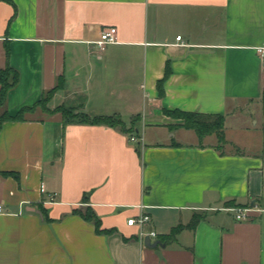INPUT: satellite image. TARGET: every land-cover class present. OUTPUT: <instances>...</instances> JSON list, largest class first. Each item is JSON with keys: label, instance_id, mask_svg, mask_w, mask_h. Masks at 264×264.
I'll list each match as a JSON object with an SVG mask.
<instances>
[{"label": "crops", "instance_id": "0c3cea01", "mask_svg": "<svg viewBox=\"0 0 264 264\" xmlns=\"http://www.w3.org/2000/svg\"><path fill=\"white\" fill-rule=\"evenodd\" d=\"M263 46L264 0H0V68L19 74L11 115L54 90L52 110L139 118L137 143L59 112L3 125L0 264H264V116L237 117L264 109ZM177 109L225 115L226 146L178 127L165 113ZM87 208L116 231L74 213ZM141 214L144 237L127 225Z\"/></svg>", "mask_w": 264, "mask_h": 264}, {"label": "trees", "instance_id": "16d2710c", "mask_svg": "<svg viewBox=\"0 0 264 264\" xmlns=\"http://www.w3.org/2000/svg\"><path fill=\"white\" fill-rule=\"evenodd\" d=\"M171 70L169 65L166 68L164 78L159 81L158 89L160 92V96L164 95V82L170 76ZM19 82V74L11 67H7L5 69L0 68V132L2 130L3 125L6 122H21L26 120V114L32 113L36 111L37 108L41 107L43 110L47 103L50 102L51 97L54 93L50 91L48 94L44 95L43 98L37 102L32 107H24L22 108L18 114L11 115L6 108L7 95L9 91L14 88ZM62 87V84H59L57 88ZM262 105L264 107V90L262 92ZM59 112L62 114L63 122L65 125L67 124H88V125H106L115 129L120 130L121 132L128 134L129 136H133L136 130V123L139 118L136 117L133 120L131 127H128L123 119L119 115L114 116H90L89 114L81 111L80 107H67L60 106L54 113ZM50 113V112H49ZM165 113L176 119L181 121L178 127L185 128L187 130L194 131L199 137L200 141H203L208 136H216L218 145L217 148L222 150L226 144V133H225V124H226V116L218 115V114H203L198 112H187L182 110H173V111H165ZM86 198V197H85ZM74 213L81 216L84 220L91 222L94 224L96 232L98 234H112L116 231V229H103L102 221L94 212L93 209L87 208L85 210L75 209ZM202 220V216L196 215L193 217V220L188 225L189 228L194 229L198 223ZM183 228L179 226L171 232L170 235L163 237V241L168 243L173 241L176 237L178 231Z\"/></svg>", "mask_w": 264, "mask_h": 264}, {"label": "built area", "instance_id": "2783aa9c", "mask_svg": "<svg viewBox=\"0 0 264 264\" xmlns=\"http://www.w3.org/2000/svg\"><path fill=\"white\" fill-rule=\"evenodd\" d=\"M178 41L182 40V37H177ZM117 41V29L114 27L105 29L101 34V39L97 42V46L104 50L107 44L115 43ZM259 52L264 57V46L259 49ZM131 142L137 143L138 139L135 136L131 137ZM235 213V217L237 220L242 221L246 220L248 218V209L238 208V209H231ZM5 212V208L3 205L0 204V214ZM152 219L151 216L148 214H141L136 218H131L128 220L127 225L129 227H135L138 226L141 229V235L144 237L145 234L142 231L146 226H148L151 223ZM150 237H158V234L156 232L150 233Z\"/></svg>", "mask_w": 264, "mask_h": 264}, {"label": "rangeland", "instance_id": "374dc122", "mask_svg": "<svg viewBox=\"0 0 264 264\" xmlns=\"http://www.w3.org/2000/svg\"><path fill=\"white\" fill-rule=\"evenodd\" d=\"M50 103H47V106H45V109L43 110V108L39 107L36 109V112L31 115L32 117H44L45 113H49V114H54V110H52ZM262 106H257V104H251L249 105V107H242V109L240 110V112L238 113V119L239 120H243L245 125H250L251 126V121L250 118L253 117L255 115L256 119H259V121L261 122L262 117L264 116V109L261 108ZM254 114L253 116H251V114ZM30 114H27V116H29ZM237 120V118H235L234 120H232L233 122ZM250 123V124H249Z\"/></svg>", "mask_w": 264, "mask_h": 264}, {"label": "water", "instance_id": "95a60500", "mask_svg": "<svg viewBox=\"0 0 264 264\" xmlns=\"http://www.w3.org/2000/svg\"><path fill=\"white\" fill-rule=\"evenodd\" d=\"M145 244L150 247V248H157L158 246L161 245V242L160 241H156V242H153L151 241V238L150 237H147L145 239Z\"/></svg>", "mask_w": 264, "mask_h": 264}]
</instances>
